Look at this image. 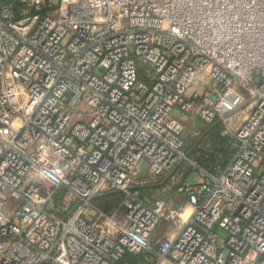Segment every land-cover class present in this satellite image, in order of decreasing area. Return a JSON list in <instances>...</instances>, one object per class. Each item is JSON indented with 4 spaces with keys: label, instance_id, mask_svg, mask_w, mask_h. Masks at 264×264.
Returning <instances> with one entry per match:
<instances>
[{
    "label": "built area",
    "instance_id": "1",
    "mask_svg": "<svg viewBox=\"0 0 264 264\" xmlns=\"http://www.w3.org/2000/svg\"><path fill=\"white\" fill-rule=\"evenodd\" d=\"M176 106L231 156L190 157ZM183 162L189 209L143 190ZM127 253L264 264V0H0V264Z\"/></svg>",
    "mask_w": 264,
    "mask_h": 264
},
{
    "label": "rangeland",
    "instance_id": "2",
    "mask_svg": "<svg viewBox=\"0 0 264 264\" xmlns=\"http://www.w3.org/2000/svg\"><path fill=\"white\" fill-rule=\"evenodd\" d=\"M211 85H212V81H210L206 75H202L197 79L192 90L196 91L197 94H202L205 91V89L210 88ZM197 109H198V106H196L192 111L186 112L176 106L173 111V114L177 118H179L184 125V136L186 139V144H188V146H191L195 140L196 141L199 140V142L200 141L203 142L206 136L209 134L208 132H210V134H212L215 137L216 136L219 137L222 134V130L224 129V124L222 122H218V123L214 122L212 124H207L203 122L197 115ZM232 137L231 136L229 137V140H228L229 147L225 149L227 153H230V154L234 152L237 146V142L235 138L234 137L232 138ZM140 172L142 175L147 174V162H143L141 164ZM188 179L192 182L197 181L199 179V177L197 176V171H193V173L188 177ZM150 188L149 190H147L148 194L150 195L157 194L154 190H151ZM59 197H62V195H59ZM102 205L105 206V208L107 209L112 208L113 199H109L107 202H102ZM11 211H12V208L6 209V212H11ZM169 227H170V222L164 218L159 228L162 230V232H165ZM222 235H224V232H222ZM143 255L145 256L143 257L140 256L141 259L140 258L137 260L135 258H132V260L127 259V260L117 262V264H151L150 260L152 259V256H147V254H143Z\"/></svg>",
    "mask_w": 264,
    "mask_h": 264
},
{
    "label": "crops",
    "instance_id": "3",
    "mask_svg": "<svg viewBox=\"0 0 264 264\" xmlns=\"http://www.w3.org/2000/svg\"><path fill=\"white\" fill-rule=\"evenodd\" d=\"M208 133H210V132H208ZM201 144H202V141L199 142V140H197V141L195 140L191 146H188V144H186V150H187L188 154L190 155V157L197 159L198 161L208 162L209 159L207 160V158H205L204 160L200 159L202 157V150L200 149L202 146ZM208 145L209 144H206L204 149ZM211 151H212V149H211ZM226 156L230 157L231 154L227 153ZM192 173H193V170L191 168L188 169L187 164L185 162H183L174 171L173 177L168 176L167 178H164L160 182L148 184V186H150L151 187L150 189L154 190L157 194L164 195V196L168 197V199L171 201V203L173 205H185V207H187V209H189L190 206L188 205L187 196L180 190V186H181L182 181L184 179H187ZM197 176H198V174H197ZM144 187L147 188V184H145L143 186V188ZM100 199H103L104 202H107L109 199H113V206L117 202L116 196L114 194L113 195L112 194H106V195L102 196ZM157 233L162 234L163 232L160 228H158Z\"/></svg>",
    "mask_w": 264,
    "mask_h": 264
},
{
    "label": "trees",
    "instance_id": "4",
    "mask_svg": "<svg viewBox=\"0 0 264 264\" xmlns=\"http://www.w3.org/2000/svg\"><path fill=\"white\" fill-rule=\"evenodd\" d=\"M229 137L230 136L223 135V134H221L219 137H217V136L215 137L209 133L206 136L205 140L201 144L202 146L200 149L202 150V157L200 159L204 160L205 158H207V160L209 159V162H210L211 160H213L214 154L217 152L227 154V151L225 149L229 147V145H228ZM206 144H209V145L204 149ZM211 149H212V151H211ZM200 162L205 163V161H203V162L200 161ZM149 188H150V186L147 185V188L144 187L143 190L145 192H147V190H149ZM140 256L143 257L145 255H143V253H138V254L127 253V254H125V256L120 261L127 260V259L132 260V258H135L136 260L139 258L141 259Z\"/></svg>",
    "mask_w": 264,
    "mask_h": 264
},
{
    "label": "bare ground",
    "instance_id": "5",
    "mask_svg": "<svg viewBox=\"0 0 264 264\" xmlns=\"http://www.w3.org/2000/svg\"><path fill=\"white\" fill-rule=\"evenodd\" d=\"M188 215V213L186 212V214H185V217Z\"/></svg>",
    "mask_w": 264,
    "mask_h": 264
}]
</instances>
